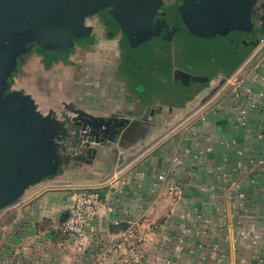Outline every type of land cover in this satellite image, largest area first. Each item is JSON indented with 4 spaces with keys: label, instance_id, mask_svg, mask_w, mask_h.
Listing matches in <instances>:
<instances>
[{
    "label": "crops",
    "instance_id": "obj_1",
    "mask_svg": "<svg viewBox=\"0 0 264 264\" xmlns=\"http://www.w3.org/2000/svg\"><path fill=\"white\" fill-rule=\"evenodd\" d=\"M85 26L68 56L26 44L9 78L52 116L58 173L0 211V264H116L111 247L133 223V264H264V30L210 55L160 35L146 89L126 27ZM91 187L105 207L68 238L73 190Z\"/></svg>",
    "mask_w": 264,
    "mask_h": 264
},
{
    "label": "water",
    "instance_id": "obj_2",
    "mask_svg": "<svg viewBox=\"0 0 264 264\" xmlns=\"http://www.w3.org/2000/svg\"><path fill=\"white\" fill-rule=\"evenodd\" d=\"M251 1L194 0L201 21L219 8L245 21ZM234 2L242 5L238 12ZM159 5L160 0H0V211L27 188L58 173L52 116L39 113L29 98L11 91L7 83L25 45L34 40L48 57L66 56L88 33L85 19L111 6L110 14L133 35L137 79L149 89L145 76L152 68L151 38Z\"/></svg>",
    "mask_w": 264,
    "mask_h": 264
},
{
    "label": "flooded vegetation",
    "instance_id": "obj_3",
    "mask_svg": "<svg viewBox=\"0 0 264 264\" xmlns=\"http://www.w3.org/2000/svg\"><path fill=\"white\" fill-rule=\"evenodd\" d=\"M233 6L234 9L237 10L236 12H238L242 5H238V3L234 2ZM112 9L113 7L108 6L102 11L88 16L86 19L93 16H104L107 17L108 20L122 24L128 31V27L126 24L115 20L114 17L110 14ZM211 13L212 15L210 16L207 13L208 16L206 15L205 19L201 21L202 12L199 9L198 3H195L194 0H160V5L157 8L154 17V35L151 38V59L153 55L155 40L158 39L160 35L167 39L182 37L180 47L183 48V50H185L186 52L197 55L199 53H202L203 51L204 53H209L210 55V53L216 54L217 50L221 47L224 48L228 44L232 45L233 41L236 38L246 36L243 39L244 41H247V43L253 42L261 35V32L264 30V0L251 1L250 10L248 11L245 21L242 20V17L238 18L234 16L233 18H231L233 12L231 13V15L225 14L222 10H220V8ZM235 25L237 27H235ZM29 31L31 35H33V25L30 26ZM13 33H15V31H13ZM89 34L90 31L88 30V33L84 37H79L77 41L79 39H85ZM128 34L131 35L129 32ZM211 34L213 36H211ZM226 37H230L229 43L224 41ZM132 39L133 35L130 36V44L134 55ZM8 40L9 38H6L5 42H7ZM31 42L35 43V46H37L35 47V50L38 49L39 51L44 52V50L41 49L37 42H35L34 40L29 41L27 44ZM237 47H239V44L237 45ZM44 54L45 57L50 60L54 59L55 57L61 56L55 55L53 57H48L45 52ZM21 55L19 56V58L21 57ZM151 59L150 62L153 68L154 63L151 61ZM135 63L136 61H133L132 68ZM215 64V61L210 63V65L212 66V68H210L211 70L215 68ZM8 81L9 79L7 80V83ZM2 96H5V93H3Z\"/></svg>",
    "mask_w": 264,
    "mask_h": 264
},
{
    "label": "built area",
    "instance_id": "obj_4",
    "mask_svg": "<svg viewBox=\"0 0 264 264\" xmlns=\"http://www.w3.org/2000/svg\"><path fill=\"white\" fill-rule=\"evenodd\" d=\"M104 207L101 187L73 190L71 207L62 223L64 234L68 238L82 240L88 226L99 210ZM143 244V237L138 231V225L133 223L116 238L110 252L116 253V264H133L141 259Z\"/></svg>",
    "mask_w": 264,
    "mask_h": 264
},
{
    "label": "rangeland",
    "instance_id": "obj_5",
    "mask_svg": "<svg viewBox=\"0 0 264 264\" xmlns=\"http://www.w3.org/2000/svg\"><path fill=\"white\" fill-rule=\"evenodd\" d=\"M215 33V32H214ZM216 34V33H215ZM211 36H213L212 34H211ZM202 53H204L203 51H202ZM208 53V52H207ZM187 64V63H186ZM184 62H182V65L183 66H185L186 65ZM187 66H189V68H192V69H201V68H205L203 65L201 66V65H198V64H187ZM206 68H208V67H206Z\"/></svg>",
    "mask_w": 264,
    "mask_h": 264
},
{
    "label": "trees",
    "instance_id": "obj_6",
    "mask_svg": "<svg viewBox=\"0 0 264 264\" xmlns=\"http://www.w3.org/2000/svg\"><path fill=\"white\" fill-rule=\"evenodd\" d=\"M198 32H199V31H198ZM199 33H200V32H199ZM221 41H222V40H221ZM224 41H226L227 43H229V42H230V37H226ZM133 61L135 62V57H134V55H133ZM133 72L136 73L135 65L133 66Z\"/></svg>",
    "mask_w": 264,
    "mask_h": 264
}]
</instances>
